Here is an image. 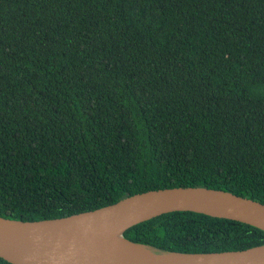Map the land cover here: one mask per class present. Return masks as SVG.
Masks as SVG:
<instances>
[{
	"label": "trees",
	"instance_id": "1",
	"mask_svg": "<svg viewBox=\"0 0 264 264\" xmlns=\"http://www.w3.org/2000/svg\"><path fill=\"white\" fill-rule=\"evenodd\" d=\"M177 187L264 204V0H0V216ZM123 236L180 253L264 244L195 212Z\"/></svg>",
	"mask_w": 264,
	"mask_h": 264
},
{
	"label": "water",
	"instance_id": "2",
	"mask_svg": "<svg viewBox=\"0 0 264 264\" xmlns=\"http://www.w3.org/2000/svg\"><path fill=\"white\" fill-rule=\"evenodd\" d=\"M173 212L239 221L264 231V204L222 190H149L96 210L21 221L0 216V258L11 264H264V244L242 251L180 253L132 242L123 233Z\"/></svg>",
	"mask_w": 264,
	"mask_h": 264
}]
</instances>
